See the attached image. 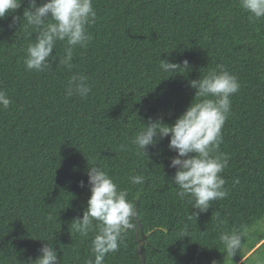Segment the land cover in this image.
<instances>
[{"label": "trees", "instance_id": "1", "mask_svg": "<svg viewBox=\"0 0 264 264\" xmlns=\"http://www.w3.org/2000/svg\"><path fill=\"white\" fill-rule=\"evenodd\" d=\"M93 5V39L74 50L71 69L59 65L63 43L50 71L26 69V49L37 35L23 20L28 0L13 14L17 23L0 20V91L12 101L0 107V264H28L48 243L60 264L94 261V233L81 237L71 226L88 207L90 166L103 167L138 209L126 246L104 264H139L144 237L146 264H264V230H253L233 259L226 260L219 241L222 232L264 217V18H253L240 0ZM160 59L181 68L187 60L189 69L165 72ZM221 66L240 83L220 145L230 157L222 173L228 196L195 218L198 210L172 183L177 153L169 150L170 137L150 146L148 158L136 154L132 140L150 118L174 125L195 100L190 82ZM74 74L88 78L87 98L67 95ZM138 174L144 183L131 184Z\"/></svg>", "mask_w": 264, "mask_h": 264}, {"label": "clouds", "instance_id": "2", "mask_svg": "<svg viewBox=\"0 0 264 264\" xmlns=\"http://www.w3.org/2000/svg\"><path fill=\"white\" fill-rule=\"evenodd\" d=\"M29 7L23 13V20L37 33L35 41L28 44L24 65L29 71L44 72L51 70L50 59L56 60L52 53L57 43L64 44V56L59 65L68 69L73 67L74 50L87 48L93 37L89 26L97 19L93 0H28ZM22 0H0V20L12 17L13 25L20 20L13 15L21 8ZM240 6L253 18H264V0H240ZM11 27V25H10ZM160 67L165 72L178 69H189V62L179 64L160 59ZM84 75L74 74L68 81L67 95L87 98L91 86ZM196 90L194 102L169 126L163 119H149L141 131L132 140L136 146V154L148 158L147 149L156 147L161 140L170 137L169 150L177 153L171 158L170 167L176 169L172 183L179 189L177 195L181 200L187 198L197 217L206 212L211 204L228 196L226 180L222 173L229 164L227 153L220 152L223 143L222 129L231 114L230 97L240 90L238 78L224 70L219 73L210 71L199 80L190 82ZM12 101L6 92L0 91V107L7 109ZM122 150H126L121 146ZM88 187L91 196L87 210L82 219L73 221L72 227L81 237L87 238L94 233L91 252L95 259L87 264H104L107 254L126 246L125 233L133 227L138 215L137 206L128 199L129 191L122 189L108 172L100 166H90L87 173ZM129 181L133 185H141L145 181L143 175H132ZM238 184L239 180H235ZM82 188L85 186L81 181ZM52 219L51 216L48 217ZM255 229L264 230V217L254 225L241 224L238 228L224 231L219 241L226 254V260L235 257L245 246L250 233ZM37 259L30 257L28 264H60L56 248L48 243L43 245ZM217 264V262H213Z\"/></svg>", "mask_w": 264, "mask_h": 264}, {"label": "water", "instance_id": "3", "mask_svg": "<svg viewBox=\"0 0 264 264\" xmlns=\"http://www.w3.org/2000/svg\"><path fill=\"white\" fill-rule=\"evenodd\" d=\"M145 241H146V238L144 237L143 240H140L139 241V246H138V255H139V258H140V263L139 264H146V258L144 256V253H143V248H144V245H145Z\"/></svg>", "mask_w": 264, "mask_h": 264}]
</instances>
